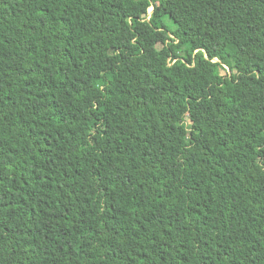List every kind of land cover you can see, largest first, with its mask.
<instances>
[{"label":"trees","instance_id":"16d2710c","mask_svg":"<svg viewBox=\"0 0 264 264\" xmlns=\"http://www.w3.org/2000/svg\"><path fill=\"white\" fill-rule=\"evenodd\" d=\"M0 264H264V0H0Z\"/></svg>","mask_w":264,"mask_h":264},{"label":"rangeland","instance_id":"374dc122","mask_svg":"<svg viewBox=\"0 0 264 264\" xmlns=\"http://www.w3.org/2000/svg\"><path fill=\"white\" fill-rule=\"evenodd\" d=\"M187 122L189 123L187 129L190 127L191 124L197 123V115H196V113L193 112L192 114H190L188 116Z\"/></svg>","mask_w":264,"mask_h":264},{"label":"water","instance_id":"95a60500","mask_svg":"<svg viewBox=\"0 0 264 264\" xmlns=\"http://www.w3.org/2000/svg\"><path fill=\"white\" fill-rule=\"evenodd\" d=\"M154 7H151L150 12L153 11Z\"/></svg>","mask_w":264,"mask_h":264}]
</instances>
